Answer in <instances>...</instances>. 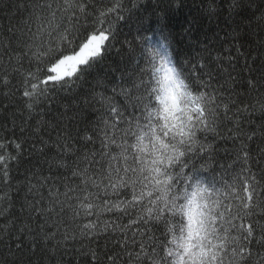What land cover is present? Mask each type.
I'll return each mask as SVG.
<instances>
[{"label": "snow or ice", "instance_id": "6c2138e0", "mask_svg": "<svg viewBox=\"0 0 264 264\" xmlns=\"http://www.w3.org/2000/svg\"><path fill=\"white\" fill-rule=\"evenodd\" d=\"M137 7L0 0L3 264H64L68 241L81 264H264V60L251 75L245 58L241 92L233 55L264 32V0H207L225 43L183 56L163 23L140 35L143 17L120 39Z\"/></svg>", "mask_w": 264, "mask_h": 264}, {"label": "trees", "instance_id": "16d2710c", "mask_svg": "<svg viewBox=\"0 0 264 264\" xmlns=\"http://www.w3.org/2000/svg\"><path fill=\"white\" fill-rule=\"evenodd\" d=\"M15 2V0H13ZM135 2V0H133ZM219 3V0H217ZM131 7V3L128 4ZM207 0H175V2L169 7L167 4L158 5L157 0H138V7L132 9L131 13H126L129 16L127 23L121 21L119 24L121 36L123 40L127 37L131 40L133 36L138 35L136 32L137 20L140 17L144 18L145 27L151 28L152 30L140 33L153 39V42L160 39L159 31L160 24L163 23L165 31H171L174 34L175 40L173 46L176 51L184 55L189 50L190 45L194 41H202L207 43L210 40L218 41L219 43H225L220 40L226 32L230 31L231 21L228 19L227 14L221 12L220 15L210 16L206 12ZM8 10L4 9L0 11V17L8 15ZM245 20L249 17V12L246 11L242 14ZM258 15V14H257ZM0 23H7L6 19H0ZM190 29V31H189ZM264 32L256 29L254 35H245L243 38L244 47L241 51L245 53L244 57H240L238 53L233 51V55L238 57L236 62V72L240 74V83L238 85V91H244L243 80L247 79L250 75L248 68L245 67V58H247V64L252 68L251 75H258L261 68V61L264 60ZM127 45H125V48ZM120 48V44H116V49ZM121 57L117 55L115 49L110 52L105 60V65H116L119 64ZM253 60L255 63L253 64ZM227 66V65H225ZM103 74V70H101ZM235 74V73H234ZM92 77H89L91 80ZM87 87V85L85 86ZM75 104L77 101L72 100L71 97L58 101L59 104ZM257 118L259 113H256ZM94 118V116H93ZM224 148H230V144L220 142V157H224L225 153L222 151ZM222 162H227L223 160ZM29 166V165H25ZM23 168H21V172ZM23 193L20 194L22 199ZM16 211L19 212V203H17ZM103 244V241H101ZM14 241L6 242V245H0V264H3L4 260L9 256L7 251L8 246H13ZM76 248L79 245H75ZM68 254L64 257V264H81V258L73 251V243L67 242ZM13 251L15 248L13 247ZM19 255V254H17ZM37 258H34V264H36ZM44 264H49L47 258H44Z\"/></svg>", "mask_w": 264, "mask_h": 264}]
</instances>
